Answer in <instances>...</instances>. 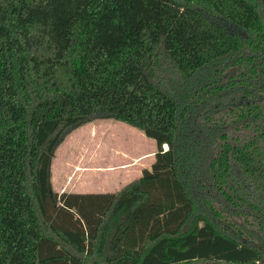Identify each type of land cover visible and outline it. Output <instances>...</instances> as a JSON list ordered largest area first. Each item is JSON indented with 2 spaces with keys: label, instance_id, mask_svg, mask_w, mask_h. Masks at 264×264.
I'll use <instances>...</instances> for the list:
<instances>
[{
  "label": "trees",
  "instance_id": "1",
  "mask_svg": "<svg viewBox=\"0 0 264 264\" xmlns=\"http://www.w3.org/2000/svg\"><path fill=\"white\" fill-rule=\"evenodd\" d=\"M222 62L237 94L163 79ZM96 117L154 139V162L120 191H55L56 148ZM258 201L264 0H0V264H260Z\"/></svg>",
  "mask_w": 264,
  "mask_h": 264
},
{
  "label": "rangeland",
  "instance_id": "2",
  "mask_svg": "<svg viewBox=\"0 0 264 264\" xmlns=\"http://www.w3.org/2000/svg\"><path fill=\"white\" fill-rule=\"evenodd\" d=\"M230 27L233 29L232 25ZM239 73L233 64L222 62L210 71L205 70L202 75L188 83L179 75L170 72L163 76V79L166 84L169 81L171 87L176 89L180 99L190 102L192 93L198 89H206L208 92L202 91L204 99L209 97V83L212 84L213 80L217 83V86L212 87L217 95L223 96L229 92L237 94ZM211 77L214 79L209 82ZM229 85L234 88L230 90ZM207 101L205 106L210 102L218 104L219 98H215L214 102ZM153 149L158 150L157 142L142 130L110 117H96L70 132L56 148L52 163L51 186L58 192L64 191V185H67L65 189L78 193L120 191L140 177L144 169L150 168L147 162L154 161L152 155L143 160L144 164L141 167L145 165L146 168H141L140 165L128 164L134 161L132 157ZM261 204L264 207V203Z\"/></svg>",
  "mask_w": 264,
  "mask_h": 264
},
{
  "label": "crops",
  "instance_id": "3",
  "mask_svg": "<svg viewBox=\"0 0 264 264\" xmlns=\"http://www.w3.org/2000/svg\"><path fill=\"white\" fill-rule=\"evenodd\" d=\"M155 150H150L149 152H142L140 154H137V155H134L132 158H134V161L133 162H129L128 164H135L134 166H139L140 167L142 166V164H144V161L150 157H152V155L154 156V159H155ZM144 160V161H143ZM154 162V161H153ZM152 162V163H153ZM149 167H151L152 163H149ZM144 167L146 168V166L144 165ZM144 167H141V168H144ZM67 185H64V187L66 188ZM64 188V191H67V192H71L70 190L68 189H65Z\"/></svg>",
  "mask_w": 264,
  "mask_h": 264
},
{
  "label": "built area",
  "instance_id": "4",
  "mask_svg": "<svg viewBox=\"0 0 264 264\" xmlns=\"http://www.w3.org/2000/svg\"><path fill=\"white\" fill-rule=\"evenodd\" d=\"M164 149L166 150V149H168L167 147H165V145H164Z\"/></svg>",
  "mask_w": 264,
  "mask_h": 264
},
{
  "label": "water",
  "instance_id": "5",
  "mask_svg": "<svg viewBox=\"0 0 264 264\" xmlns=\"http://www.w3.org/2000/svg\"><path fill=\"white\" fill-rule=\"evenodd\" d=\"M260 264H264V261H262Z\"/></svg>",
  "mask_w": 264,
  "mask_h": 264
}]
</instances>
